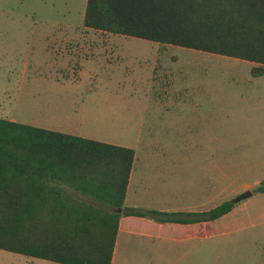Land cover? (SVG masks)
<instances>
[{
	"label": "rangeland",
	"instance_id": "374dc122",
	"mask_svg": "<svg viewBox=\"0 0 264 264\" xmlns=\"http://www.w3.org/2000/svg\"><path fill=\"white\" fill-rule=\"evenodd\" d=\"M85 4L0 0V117L97 137L128 132L132 139L186 141L215 135L214 160L198 162L201 173L203 166H215L210 204L233 199L264 178V160H238L250 152L248 143L254 149L249 156L264 158V75L251 74L255 62L85 29ZM164 70L173 75V89L184 86L188 74L216 77L197 81L203 89L167 96L161 93ZM192 148L185 142L184 154ZM184 162L188 173L197 166ZM185 183L153 203L175 211L198 204L202 193ZM256 206L264 213V197ZM193 248L200 250L199 264H264V214L253 226L190 240L122 234L113 264H192L183 252ZM0 264L65 263L0 248Z\"/></svg>",
	"mask_w": 264,
	"mask_h": 264
},
{
	"label": "trees",
	"instance_id": "16d2710c",
	"mask_svg": "<svg viewBox=\"0 0 264 264\" xmlns=\"http://www.w3.org/2000/svg\"><path fill=\"white\" fill-rule=\"evenodd\" d=\"M82 25L252 61L251 73L264 74V0H86ZM133 159L129 146L0 117V248L111 264L123 214L191 222L236 203L204 211L125 206ZM252 190L263 192L264 178Z\"/></svg>",
	"mask_w": 264,
	"mask_h": 264
},
{
	"label": "crops",
	"instance_id": "0c3cea01",
	"mask_svg": "<svg viewBox=\"0 0 264 264\" xmlns=\"http://www.w3.org/2000/svg\"><path fill=\"white\" fill-rule=\"evenodd\" d=\"M85 29L91 28L85 27ZM157 68L159 67L155 66L154 69L156 70ZM165 71L167 70H164V77L162 82L163 89L161 90V93L167 96L173 94L180 96L184 91L187 92L190 89H203V85L200 86V84L196 83L197 81L210 79L213 80L216 77L215 74H207L201 76H193L191 74H188L185 76V81L187 80V82L184 86H182L184 88L178 87L173 89L171 88V85L174 84L173 75H169ZM252 75L259 76L254 74ZM211 110L214 111L213 106L211 107ZM77 135L129 146L134 149V159L131 166L124 197L125 206L175 211L176 209H174V207H170L169 205L158 207L153 203L154 198L156 197V195L165 193L168 190H171L173 193L176 192V190L172 188L176 189L178 184L180 185V189H183L184 185L186 184V179L191 183L192 189L194 191H197V193H202V200L198 204L188 205L185 209L178 210L204 211L215 205L214 203L210 204V201H212L211 199H213V195H210V193L213 194L215 188V166H203V171L201 173L199 171L201 165L200 163L198 164V162L201 161L204 162L205 160L209 159L214 160L216 138L215 135L210 136L209 134L204 138H191V140L186 141L180 137L169 138V140H141L139 136H135L132 139L129 137L128 132L105 133L104 135H102L103 137H97V135L93 136L86 133H79ZM185 142L187 145L193 146L192 149H187L186 154H184L183 149V145L185 144ZM170 146H173L175 149L170 150ZM245 150L254 152V149L250 143H248V147H246ZM189 152L191 153L189 154ZM250 152L242 154L238 160H245L244 158L253 161L264 160V158L261 159L260 157L249 156L251 154ZM185 160H191L193 162V166L194 164L197 165H195L196 167L194 166L195 169H193L191 173H188L187 171L185 172ZM168 165H170V171H166ZM245 186L246 189H249L251 185L246 184ZM253 193L251 195H253ZM78 195L82 196L80 194ZM263 197L264 191L258 192L257 196H255L254 198H248L242 202H239V200L229 211L220 215L219 217L200 221L159 222L145 216L123 214L119 217L118 230L111 264H113V262L116 260V246L122 234H125L126 236V233L135 232L143 236L167 235L171 237L176 236L179 239L190 240L194 238H200L201 235L209 236L215 234L216 232L232 233L235 230H241L246 225L253 226L256 224L258 217L261 214H264L263 211L256 206V202L258 199ZM207 251L208 255H210V253H213L212 249H209ZM183 253L184 256H188L190 253V255L192 256L191 263L199 264L200 250L193 248L191 249V251L188 250L184 251Z\"/></svg>",
	"mask_w": 264,
	"mask_h": 264
},
{
	"label": "water",
	"instance_id": "95a60500",
	"mask_svg": "<svg viewBox=\"0 0 264 264\" xmlns=\"http://www.w3.org/2000/svg\"><path fill=\"white\" fill-rule=\"evenodd\" d=\"M253 193V190L252 189H246L240 193H238L234 198L233 200L236 202V201H239V200H242L244 198H246L247 196H250L251 194ZM121 207L119 208H116L117 211H121Z\"/></svg>",
	"mask_w": 264,
	"mask_h": 264
}]
</instances>
